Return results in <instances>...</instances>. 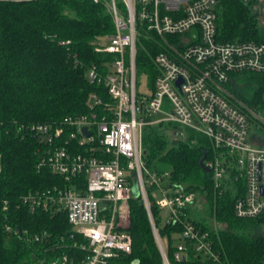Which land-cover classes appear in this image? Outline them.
I'll use <instances>...</instances> for the list:
<instances>
[{"label":"built area","instance_id":"2783aa9c","mask_svg":"<svg viewBox=\"0 0 264 264\" xmlns=\"http://www.w3.org/2000/svg\"><path fill=\"white\" fill-rule=\"evenodd\" d=\"M92 1H105L114 24V33L95 45L94 51L113 57L104 63V73L92 64L86 76L102 83L110 100L91 93L89 111L65 118V128L41 123L28 127L47 146L39 155L37 170L47 167L74 184L55 185L20 198L30 210H63L81 241L74 242L72 254L62 252L35 264H125L122 259L132 248L128 226L134 181L163 264H169L151 215V198L167 210L169 222L180 220V209L190 206V193L171 183L169 172L146 166L143 130L165 123L203 135L209 143L204 163L214 187L235 194L237 217L259 216L264 212V137L252 129L264 130V105L260 108L236 99L230 83L236 75L264 74V43L220 40L218 0ZM140 38L155 46L153 54L149 51L155 68L149 95L137 91ZM64 134L66 143L73 142L84 151L58 146ZM82 177L85 186L80 188ZM181 223L182 237L214 264L217 255L207 234L188 219ZM185 251V244L179 242L175 259Z\"/></svg>","mask_w":264,"mask_h":264},{"label":"trees","instance_id":"16d2710c","mask_svg":"<svg viewBox=\"0 0 264 264\" xmlns=\"http://www.w3.org/2000/svg\"><path fill=\"white\" fill-rule=\"evenodd\" d=\"M255 18L242 0H218V37L222 41L264 43ZM113 33L114 24L105 1L0 0V264H35L62 252L72 254L74 242L81 241L63 210H30L20 203V198L29 192L74 184V180L65 181L47 167L37 170L39 155L47 146L41 145L28 127L41 123L65 128V118L89 111L91 93L110 100L103 84L89 80L86 70L96 64L104 73V63L113 56L95 52L94 46ZM153 50L154 43L140 38L136 69L147 75L150 86L155 77L149 53ZM248 78L258 82L253 92L241 94L232 89L233 81L230 89L251 106L264 103V74L251 73ZM170 126L174 125L162 123L143 130L146 166L159 173L169 172L170 182L186 192L192 187L209 189L210 194L215 190V218L231 228L244 230L261 220L264 212L254 218L237 217L233 210L235 194L215 188L211 174L200 167L203 151L209 155L205 137L187 129L184 139L170 145L162 132ZM66 138L64 134L56 144L71 151H84L73 142L66 143ZM79 183L83 188L85 177ZM129 205L132 248L122 260L125 264H163L140 197L131 198ZM187 208L180 209V220L165 219L162 224L163 209L151 198V215L169 264L211 263L182 237V219L190 220L196 229L207 234L217 255L214 264H264V233L244 235L210 230L191 220L186 215ZM179 242L185 244L186 251L176 260L174 253Z\"/></svg>","mask_w":264,"mask_h":264},{"label":"rangeland","instance_id":"374dc122","mask_svg":"<svg viewBox=\"0 0 264 264\" xmlns=\"http://www.w3.org/2000/svg\"><path fill=\"white\" fill-rule=\"evenodd\" d=\"M242 1L249 5L251 13L254 14L256 17V25L259 28V31L264 34V0ZM244 75L247 76H234L232 82V89L234 88L235 90H239L241 94L247 93L249 92V90L253 92L258 87V82L256 80L248 78V75L250 77L251 73H245ZM136 80L137 91L140 94L149 95L150 91L148 77L145 76L143 73L137 71ZM248 85H250V88H248ZM232 93L234 94V97L236 99L246 102L244 99H242V97L234 93L233 90ZM262 97L264 100V92ZM258 105L260 106V108H262L264 103L259 102ZM252 130L253 132H257L261 137H264L263 129L254 126ZM162 132L167 137L170 145H174L177 140L184 139L187 136V129L179 128L176 126L167 127ZM208 190L203 187H192L190 188V191H188V193H190V206H188L186 210V215L190 217L191 220L203 225L204 227H207L210 230H229L244 235L264 233V215L261 220L259 219L255 223H253L252 227L249 226L247 227V229L244 230L231 228L228 223L216 220L214 211V207L216 205L215 190L212 194H210ZM161 214L163 224L168 215L167 210L163 209ZM163 242L164 244H166V241L164 239Z\"/></svg>","mask_w":264,"mask_h":264},{"label":"water","instance_id":"95a60500","mask_svg":"<svg viewBox=\"0 0 264 264\" xmlns=\"http://www.w3.org/2000/svg\"><path fill=\"white\" fill-rule=\"evenodd\" d=\"M83 132L87 135V132H86V129L85 128H83ZM205 158H206V151H203V155H202V157L199 160V165L203 169V171L209 172V168L204 163ZM138 192L139 191H138L137 182L134 181L133 182V186H132V194H133V196L134 197H139V193Z\"/></svg>","mask_w":264,"mask_h":264}]
</instances>
